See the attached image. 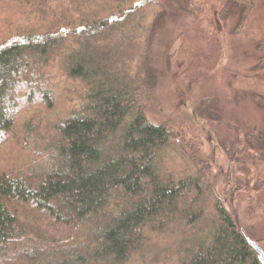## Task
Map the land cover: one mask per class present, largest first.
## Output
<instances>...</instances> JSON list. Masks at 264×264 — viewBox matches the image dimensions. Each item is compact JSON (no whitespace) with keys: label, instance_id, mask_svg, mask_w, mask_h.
Instances as JSON below:
<instances>
[{"label":"trees","instance_id":"trees-1","mask_svg":"<svg viewBox=\"0 0 264 264\" xmlns=\"http://www.w3.org/2000/svg\"><path fill=\"white\" fill-rule=\"evenodd\" d=\"M193 1L0 0V264H262L200 140L148 117L157 26ZM256 2L221 16L239 12L240 32ZM258 133L244 137L256 191ZM261 204L245 199L251 219Z\"/></svg>","mask_w":264,"mask_h":264},{"label":"rangeland","instance_id":"rangeland-1","mask_svg":"<svg viewBox=\"0 0 264 264\" xmlns=\"http://www.w3.org/2000/svg\"><path fill=\"white\" fill-rule=\"evenodd\" d=\"M226 1L194 0L191 12L159 22L151 52L159 106L147 113L152 122L180 124L200 140V158L212 164L219 194L264 246V188H253L251 151L244 140L249 132L264 136V107L250 97L264 96V68H258L264 60L259 50L264 0H257L240 32L239 12L221 16ZM205 99L216 102L200 114ZM249 196L262 203L252 219L245 205Z\"/></svg>","mask_w":264,"mask_h":264},{"label":"water","instance_id":"water-1","mask_svg":"<svg viewBox=\"0 0 264 264\" xmlns=\"http://www.w3.org/2000/svg\"><path fill=\"white\" fill-rule=\"evenodd\" d=\"M250 244L253 246V248L256 250V252L259 254V259L262 264H264V250L262 247L255 241L249 239Z\"/></svg>","mask_w":264,"mask_h":264}]
</instances>
